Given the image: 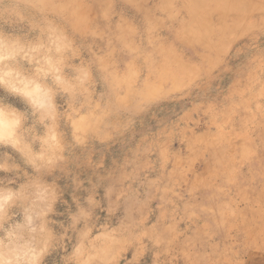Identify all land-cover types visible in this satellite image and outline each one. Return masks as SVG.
I'll list each match as a JSON object with an SVG mask.
<instances>
[{
    "label": "rangeland",
    "instance_id": "rangeland-1",
    "mask_svg": "<svg viewBox=\"0 0 264 264\" xmlns=\"http://www.w3.org/2000/svg\"><path fill=\"white\" fill-rule=\"evenodd\" d=\"M0 109V261L264 264V0H0Z\"/></svg>",
    "mask_w": 264,
    "mask_h": 264
},
{
    "label": "clouds",
    "instance_id": "clouds-1",
    "mask_svg": "<svg viewBox=\"0 0 264 264\" xmlns=\"http://www.w3.org/2000/svg\"><path fill=\"white\" fill-rule=\"evenodd\" d=\"M18 121L13 117L11 113H5L3 110H0V125L3 129V139L5 141L9 140L14 134V130L18 125ZM15 193L11 190L0 192V210H3L5 206L10 205L15 198ZM27 256V253L24 254ZM0 264H30L29 261L18 258L17 255L13 252L9 256H6ZM34 264V261L31 262Z\"/></svg>",
    "mask_w": 264,
    "mask_h": 264
},
{
    "label": "bare ground",
    "instance_id": "bare-ground-1",
    "mask_svg": "<svg viewBox=\"0 0 264 264\" xmlns=\"http://www.w3.org/2000/svg\"><path fill=\"white\" fill-rule=\"evenodd\" d=\"M0 139L3 140V129H2V125H0Z\"/></svg>",
    "mask_w": 264,
    "mask_h": 264
},
{
    "label": "crops",
    "instance_id": "crops-1",
    "mask_svg": "<svg viewBox=\"0 0 264 264\" xmlns=\"http://www.w3.org/2000/svg\"><path fill=\"white\" fill-rule=\"evenodd\" d=\"M1 110V109H0ZM4 111V110H3ZM6 112V111H5ZM7 113H9V112H7Z\"/></svg>",
    "mask_w": 264,
    "mask_h": 264
}]
</instances>
